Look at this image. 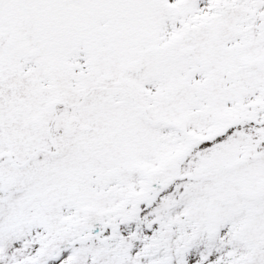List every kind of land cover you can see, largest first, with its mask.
Here are the masks:
<instances>
[{
    "label": "rangeland",
    "instance_id": "374dc122",
    "mask_svg": "<svg viewBox=\"0 0 264 264\" xmlns=\"http://www.w3.org/2000/svg\"><path fill=\"white\" fill-rule=\"evenodd\" d=\"M0 264H264V0H0Z\"/></svg>",
    "mask_w": 264,
    "mask_h": 264
},
{
    "label": "flooded vegetation",
    "instance_id": "af4514ba",
    "mask_svg": "<svg viewBox=\"0 0 264 264\" xmlns=\"http://www.w3.org/2000/svg\"><path fill=\"white\" fill-rule=\"evenodd\" d=\"M77 121H78V119L75 117V119H73V121H72V124L73 123H77ZM98 129H100V127H96V130H98ZM102 129L105 130V131H107L110 128L107 125H105V126L102 127Z\"/></svg>",
    "mask_w": 264,
    "mask_h": 264
},
{
    "label": "water",
    "instance_id": "95a60500",
    "mask_svg": "<svg viewBox=\"0 0 264 264\" xmlns=\"http://www.w3.org/2000/svg\"><path fill=\"white\" fill-rule=\"evenodd\" d=\"M223 131H225V130H223ZM223 131H221V132H223ZM190 175V174H189ZM191 176V175H190Z\"/></svg>",
    "mask_w": 264,
    "mask_h": 264
}]
</instances>
